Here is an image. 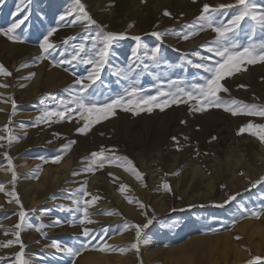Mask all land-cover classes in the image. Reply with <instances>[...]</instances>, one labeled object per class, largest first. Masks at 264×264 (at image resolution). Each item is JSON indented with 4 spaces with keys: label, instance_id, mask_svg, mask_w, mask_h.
Masks as SVG:
<instances>
[{
    "label": "rangeland",
    "instance_id": "rangeland-1",
    "mask_svg": "<svg viewBox=\"0 0 264 264\" xmlns=\"http://www.w3.org/2000/svg\"><path fill=\"white\" fill-rule=\"evenodd\" d=\"M187 1L188 5L184 6L183 0H81L86 11L97 21V25H91L87 21L69 23L75 18L76 13L72 17H66L65 21L59 20L61 15L76 7L75 0H0V30H2L0 31V64L11 73V75L0 73V85H6L5 92H9L4 93V87L0 86V116L2 112H7L6 121H0V136L9 135L7 130V133L1 134L2 128L7 125L12 135L16 137L11 144L7 139L0 141V169L8 166L10 168L13 165L15 168L19 159L22 161L29 159L45 165L61 164L65 158L71 161L64 170L66 184L60 185L54 191L35 185L37 191L34 188V196L43 199L35 209H28L24 191H21L23 189L17 182L11 183L10 177L0 178V185L3 186L0 190L3 196L1 204L15 202L18 196L19 206L22 205L26 213V225L19 230V241L22 240L15 242L14 234H11V230L6 226L10 227L13 233L17 231L15 224L20 222L18 206L0 211V240L14 239L12 244L14 246L22 243L25 248L23 250L30 259L45 263L73 264L79 256L71 257L68 253L51 246L54 242H58L62 248H79L80 255L86 252L85 257L94 261L100 260L104 255L108 256V261H100L98 264H134L121 259L126 258L129 251L122 253L119 249L127 248L128 243L135 241V224L144 225L152 219V224L144 230L142 237L146 242L153 240L154 244H163L166 241L177 242L189 236L200 237L201 242L196 244L194 250H183L178 256L182 260L174 264H248L254 256L264 257V211H260L264 208V183L253 187L255 181L264 177V160L258 155L261 151L260 147L250 141V138H259L249 133L238 134L242 126L249 122L264 123V118L232 115L224 108L212 106H207L204 111H195L200 103L181 96V100L187 101L186 103L170 104L163 110L153 107L151 112L145 108L144 111L134 113L117 108L115 115L94 124L86 134L77 131L78 128L83 127L85 121H82L75 112L70 116L65 113L64 119L52 117L51 120H37L47 111H63L61 101L68 103L69 107H74L70 103L74 93L70 90L78 89L79 85L75 81L81 76L86 77L91 65L81 64L78 60L72 61V56L75 46L82 42L88 48L91 47V39L84 38L95 37L99 30L98 26H106L104 30L107 32L126 33V36L113 44L109 63L105 65L100 80L88 89V93L94 94L97 101L102 102L106 98L122 94L129 85L142 89L146 95H155L161 87L169 91V80L181 81L180 86L186 89L193 84L203 83V78L210 74L197 65L208 63L203 58L210 55L213 56L212 62L218 58L202 45L214 41L216 33L206 28L205 31L188 40L183 39V34L189 31L187 26L200 16L205 3L216 6L221 3H234V0ZM256 2L258 6L264 7V0H256ZM93 4H98V7L95 9ZM165 11L170 15H165ZM232 14L229 11L223 17L218 16V19L226 21ZM117 17L122 21L119 22ZM21 20L24 22L13 34L20 37L19 41L4 35L13 23H19ZM175 21L177 23H174ZM54 27L57 31L49 37L50 42L55 45V48L50 50L51 56L43 60L37 59L41 55H47L42 52L39 44L43 35ZM154 32L163 33V39L154 36ZM134 36L141 37L139 49H137L138 42L132 39ZM256 36L259 39L261 34L257 32ZM65 40L68 42L64 43ZM237 41L241 44L245 42L243 33H238ZM157 45L160 46L161 51L157 59L153 60L151 51ZM32 48L39 49L37 57L24 60L12 69L10 51L14 50L17 56L22 51ZM133 49H137L138 58L132 55ZM197 52L200 53L199 56L195 55ZM61 61L63 63H58ZM41 65L44 67L38 68ZM38 69H41L39 75ZM32 73L35 75L32 76ZM37 75L41 83L35 88L34 80ZM5 76H9L8 81ZM222 83L229 89L228 93H220L222 99L264 105V63L242 65L240 72L226 77ZM228 106L235 107L231 104ZM141 107L145 106L141 105ZM165 112H176L175 115L182 113V116L186 114V118L182 117L180 123L190 129L188 131L190 137H185L183 131L175 130L174 134L170 132L173 141L165 147V157L159 160L160 166L170 169L175 165L190 167L192 163L207 170L209 175L211 172L215 173L214 168L220 161L221 175L219 172L215 173L216 178L211 183L208 180L203 183L197 178L192 180L188 177L184 182L179 183V186H175L172 175L166 172L170 191L161 188L160 184H152L150 170L158 168L159 165L146 159V166L142 167L138 159L137 141L142 140L141 137H149V144H155L156 138L162 137L165 130L158 123ZM208 112L218 114L223 119L221 125L225 128L220 134L211 132L206 137L207 140L202 142L203 132L207 127L204 116ZM14 113L21 115L14 117L12 116ZM80 140L85 141V144ZM69 141L75 143L66 150L64 145ZM216 143L219 145L216 146ZM185 147L187 152L184 151ZM154 148L157 149V143ZM170 149L177 151L170 154ZM102 150L104 157L96 158L95 170L87 171L92 163L91 153ZM5 153L11 156L12 165L8 164ZM216 154L217 161L213 159ZM229 155L235 159L234 163L227 159ZM57 156L61 157L58 163L55 162ZM110 156L113 159L109 160ZM115 157H127L133 164L128 165L126 161ZM210 158L212 159L209 160ZM236 158H241V163L240 160L238 163ZM101 159L104 160L103 167H99ZM153 164L154 166L151 167ZM252 165L256 167L255 175L251 172ZM132 166L142 173V178L138 179L130 170ZM38 167V171L30 168L28 175L23 172L24 180L33 178L35 182H39L40 177L46 175V171H44L45 167L41 168L40 165ZM93 175L96 176L98 190L85 196L84 199L92 201V197H97L87 209L88 219L94 223L81 224L82 213L76 211L75 205L81 189L73 185L81 176V179L83 177L87 179ZM124 185L127 187L121 191V186ZM10 186L16 189L18 195H8L10 191L12 192L9 190ZM230 197L235 199L230 200ZM141 203L144 205L143 208L140 206ZM109 212L112 214H107ZM254 212L260 214L254 215ZM3 226L6 228L4 229ZM85 227L91 229L92 236L95 237L90 244L89 238L82 234ZM21 235L26 236L22 238ZM146 242L141 246L145 247ZM105 243L115 246V250L101 251L100 246ZM82 244L88 246L81 247ZM15 259L13 254H8L0 258V264H16L17 259ZM161 259L155 257L140 264H164ZM133 260L135 263L139 262Z\"/></svg>",
    "mask_w": 264,
    "mask_h": 264
},
{
    "label": "snow or ice",
    "instance_id": "snow-or-ice-1",
    "mask_svg": "<svg viewBox=\"0 0 264 264\" xmlns=\"http://www.w3.org/2000/svg\"><path fill=\"white\" fill-rule=\"evenodd\" d=\"M75 5L72 10L65 12L64 15L59 17L60 21H65L66 17H72L76 13L75 18L69 23L75 24L77 21H87L91 25H97V21L94 20L91 15L86 11L85 6L81 3V0H75ZM229 11L233 14L226 21L223 19H218L219 17L225 16ZM165 15H170L167 11ZM24 21L21 20L19 23H13L10 28L4 35L8 36L9 39L20 40L19 36L13 35L15 30L20 27ZM133 25H130L132 27ZM99 30L96 33L95 37H85V40L91 39V47L88 48L85 43H80L75 46V51L72 56V61H79L81 64L91 65V70L87 72V76H81L78 80L75 81L79 85L78 89H71L70 92L74 93L70 103L74 107H69L68 103L61 101L63 105V111H47L42 114L41 117H38L37 120L45 119L51 120L52 117H57L60 119L65 118V113H68L69 116L75 112L78 113L80 119L85 121L83 127L77 129L81 134H86L90 128L101 122L104 119L109 118L110 116L115 115V109L122 108L124 111L138 113L144 111L145 108L147 111L151 112L153 107L160 108L163 110L165 107L170 104H180L186 103L187 101L181 100V96L188 97L189 100H195L200 103L199 107L195 108V111H204L207 106H212L216 108H224L225 111L231 112L232 115H248L252 117H261L264 118V105L257 104H246L242 101L231 100L227 101L221 98L220 93H228L229 89L225 87L222 81L229 76H232L234 73L240 72L242 70V65H252L257 62L264 63V7L257 5L256 0H234V3H221L216 6L205 3L203 5L202 12L196 21L191 25H188L189 31L183 34V39L188 40L194 35L199 34V32L205 31L206 28L211 29L216 33V38L210 43L202 45L205 47L209 53H213L215 59L213 61V56H208L206 59L208 63L197 65V67L204 68L205 71L210 74L206 75L203 78V83H197L191 85L189 88L181 87V81H168L169 91H165L163 87L159 88L155 95H146L143 90L129 85L128 88H125L122 94L116 95L112 98H106L104 101H97L95 95H90L88 89L92 88L98 80H100L101 73L104 70L105 65L109 63V58L111 55L110 49L113 44L116 43L119 39H122L126 36V33H114L105 31L106 26H98ZM2 31V30H0ZM57 31V28H51L48 30L46 35H43V39L39 44V47L42 49V52L47 55H41L37 59H47L48 56H51L52 49L55 48V45L50 42L49 37ZM259 32L261 37L258 39L256 34ZM238 33H243L245 42L243 44L238 43L237 35ZM154 36L158 39H163V33L154 32ZM179 35V34H178ZM132 39L136 40L137 49L140 47V36H134ZM68 40H65L64 43H67ZM99 45V46H98ZM137 49H133L132 55L137 57ZM160 46L157 45L151 51V56L153 60H156L160 54ZM195 55L199 56L200 53L197 52ZM72 61H67L71 63ZM63 63V61L58 62ZM0 73L4 75H11V73L0 64ZM120 74L119 72L117 73ZM32 76L35 74L32 73ZM87 81V82H86ZM6 87V85H0ZM195 93V95H194ZM127 97V99H126ZM229 104L234 105L235 107L228 106ZM144 105L145 107H141ZM13 108L15 109V102H13ZM9 135L7 137L0 136V140L7 139L8 143L11 144L16 137L12 135L11 129L5 126ZM249 133L253 136L259 138L261 142H264V123L254 124L252 122L247 123L239 129L238 134ZM175 139V138H174ZM75 141H69L64 148L66 150L70 149ZM7 162L9 165H12V158L7 153H5ZM92 163L86 169L87 171H94V166L97 163L96 158L104 157V151L93 152L91 153ZM109 160L113 157H108ZM121 161H126L128 165H132L133 162L128 160L127 157H115ZM61 157L57 156L55 162H60ZM104 160L101 159L99 162V167H103ZM9 170L12 171V182L16 180L15 168L12 166ZM137 178H142V173H140L134 166L130 169ZM85 186H82L78 198L75 200L76 211L82 213V218L80 223L91 224L94 221L88 219V206L90 203L95 201L97 197H92V201L85 200V196H89L90 193L86 190ZM264 183V177H261L259 180L253 183V187L257 184ZM2 185H0V190H2ZM127 186H121V191L124 190ZM163 187L167 190H171L170 186L165 183ZM10 195H16L15 190L13 189ZM235 199V197H230ZM131 202V201H130ZM16 203H20L19 197L16 196ZM227 203V201L225 202ZM141 208L144 205L141 203ZM222 206V205H221ZM71 211V209H69ZM260 211H264L262 208ZM107 214H112L111 212ZM254 215H259V212H254ZM146 215V213H145ZM20 222L15 225L17 231H15L14 236L16 238L15 242L19 241L20 229L22 226L26 225V213L23 211V206L21 205V211L19 212ZM152 219H149L148 222L144 225L135 224V241L131 243L127 248L121 247L119 251L122 253L135 250L137 253L140 251V245L143 242H146L142 237H144V230L152 224ZM30 226V225H29ZM133 227V225H129ZM127 230V229H125ZM83 236L89 238L88 243H91L92 239L95 237L92 236V230L85 227L83 230ZM14 243L13 240L7 241L6 244L2 246L8 247ZM52 247L59 249L61 252L68 253L71 257H76L80 255V249L74 247H61L58 242H54ZM87 244H82L81 247H87ZM108 249L115 250V246L103 244L100 246L101 251H106ZM16 259L18 264H27V261L24 259L23 245L21 244V251L16 254ZM248 264H264V257L254 256Z\"/></svg>",
    "mask_w": 264,
    "mask_h": 264
},
{
    "label": "bare ground",
    "instance_id": "bare-ground-1",
    "mask_svg": "<svg viewBox=\"0 0 264 264\" xmlns=\"http://www.w3.org/2000/svg\"><path fill=\"white\" fill-rule=\"evenodd\" d=\"M168 2V1H167ZM177 2V1H176ZM179 2V1H178ZM183 5L184 6H187L188 5V1L187 0H183ZM169 3V2H168ZM178 4V3H177ZM181 4V3H179ZM95 9L98 7V4H93L92 5ZM176 6V5H175ZM183 6V7H184ZM173 7V6H172ZM180 7V6H178ZM183 10V9H182ZM110 11V10H109ZM107 15V11L105 13ZM110 14V12H109ZM178 14V13H177ZM98 17V16H97ZM172 17V16H171ZM99 18V17H98ZM125 19V18H124ZM117 20L119 22L122 21L121 18L117 17ZM174 20V19H173ZM104 22V21H103ZM113 22V20H112ZM125 22V20H124ZM142 22V21H141ZM171 23V22H170ZM173 23V22H172ZM174 23H177L176 21ZM115 24V23H114ZM117 25V24H116ZM169 41V40H168ZM170 42V41H169ZM175 42V40H174ZM189 44V42H188ZM192 44V43H191ZM17 47V46H16ZM25 47V46H24ZM11 55V60H12V69L14 67H16V65H18L19 63H22L24 60H28L30 58H34V57H37L38 53H39V49L37 48H32V49H28L27 51H22L21 53H19L17 56H15V52L14 50H11L10 51ZM9 57V56H8ZM15 57V58H13ZM10 60V62H11ZM9 62V61H8ZM29 62V61H28ZM27 63V62H26ZM26 65V64H25ZM29 66V65H28ZM44 65H41V67L39 66L38 68H43ZM43 71V70H42ZM41 72V69H38L37 71V74L39 75ZM14 73V72H13ZM3 74V73H2ZM245 74V73H244ZM18 75V74H17ZM16 75V76H17ZM38 75L36 76V79L34 80L35 82V85L34 87L36 88L39 83H41V81H38ZM236 75V74H235ZM252 76V75H251ZM42 78V76H40ZM258 77V75H257ZM237 78V77H236ZM235 78V79H236ZM5 79L6 81L9 80V76H5ZM40 79V78H39ZM12 80V79H11ZM42 80V79H41ZM5 81V83H6ZM16 81V80H15ZM50 86L52 85V82L50 81L49 82ZM29 87V86H28ZM13 89V87H12ZM11 89V90H12ZM15 89V88H14ZM30 89V87H29ZM32 89V88H31ZM7 90L6 87H4V93H6L5 91ZM16 90V89H15ZM17 91V90H16ZM237 91V90H235ZM239 91V90H238ZM15 92V91H14ZM9 92H7L6 94H8ZM13 93V92H12ZM15 94V93H14ZM34 95V94H33ZM16 97V95L14 96ZM25 97V96H24ZM22 97V100L23 98ZM20 99V98H19ZM8 101V100H7ZM12 101V100H11ZM14 101V100H13ZM20 101V100H18ZM22 103V102H21ZM3 105V104H2ZM5 105V104H4ZM10 109V108H9ZM5 111V110H4ZM9 112V111H8ZM23 113V112H22ZM176 112H165L164 113V116L162 117L160 121V127H162L165 131H163V134H162V137L160 139L156 138L154 136V138H156V143H157V149L155 150V144L152 143V144H149V140L150 138L149 137H141L142 140L140 139L139 141H137V145L139 147V153H138V159L141 161V165L143 168H145V164L147 162L146 159L148 160H152V162L155 163V165H159L158 168H152L150 170V173H151V182L153 185L155 184H160L161 188H163V185L165 183H167V179H166V172H169L171 175H172V181L175 183V186H179V183H182L185 181V179H187L188 177L191 178L192 180L197 178L199 179L200 182H205L206 180H208L209 183L212 182L213 179H215L216 177L214 176L215 173L221 175V172H222V166L220 165V161H218V166H216L214 168V171L215 173L211 172L210 170V174L207 175V170L203 169L201 166H196L195 164H192L189 166H180V165H175L174 167H171L170 169H164L163 167L160 166L159 164V160L163 159L165 157V153H164V149L165 147L168 146V144H170L172 141H173V138L171 137L170 135V132H172L174 134V132H178V131H183L182 133H184L185 137H190L188 131L190 129H187L185 125H182L180 122L182 121V117L186 118V114L185 116H182V113L180 115L176 114ZM33 114V113H32ZM21 114L19 113H14L12 114V116L14 117H18L20 116ZM24 115V114H22ZM6 117H7V112L3 113L2 112V115L0 116V121L1 122H5L6 121ZM12 119V118H11ZM16 119V118H15ZM14 119V120H15ZM204 119H205V123H206V128L204 129V132H203V136H202V142H205L207 140V136L211 133V132H215L216 134H220L221 133V130L225 128V126L221 125L223 124V119L221 117H219L218 114H215L213 112H208V114L206 116H204ZM246 119V118H245ZM186 120V119H185ZM9 122V121H8ZM12 122V121H11ZM204 122V121H203ZM10 123V122H9ZM5 127V126H4ZM15 127V126H14ZM18 127H16V130H17ZM176 128V129H174ZM176 130V131H175ZM159 131V130H158ZM5 134L7 133L6 132V129L5 128H2V132L1 134ZM37 133V132H36ZM40 133V132H39ZM161 133V132H159ZM180 133V132H179ZM31 134V132H30ZM97 134V133H96ZM7 135V134H6ZM159 135V134H158ZM157 135V136H158ZM53 136V135H52ZM178 136V135H177ZM192 136V135H191ZM196 137V135H194ZM6 137V136H5ZM34 137V136H33ZM175 137V136H174ZM79 138V137H78ZM81 138V137H80ZM79 138V139H80ZM250 138V137H249ZM247 138V139H249ZM95 139V138H94ZM153 139V138H152ZM181 140V139H180ZM219 140V139H218ZM217 140V141H218ZM1 141V140H0ZM82 141V140H80ZM249 141V140H248ZM247 141V142H248ZM250 141H252L253 143H256L261 151L260 153L258 154L259 155V158L264 160V142H261L259 139H256V138H250ZM44 142V141H43ZM53 142V141H52ZM56 142V141H55ZM84 142L85 144V141H82ZM82 142H80V144H82ZM91 142V141H90ZM113 142V141H112ZM200 142V143H202ZM94 143V141L92 142ZM49 144V143H48ZM54 144V142H53ZM88 145V144H87ZM187 145V144H186ZM216 146H218L219 144L216 143L215 144ZM81 146V145H80ZM93 146V145H92ZM24 147V146H23ZM52 147V146H51ZM77 147V146H76ZM83 147V146H82ZM91 147V146H90ZM75 150V148H73ZM83 149V148H81ZM90 149V148H89ZM91 149H93L91 147ZM85 151V149H83ZM82 150V151H83ZM170 151V154L171 153H174L176 152L177 150H169ZM184 151H188L187 148L185 147L184 148ZM89 152V150H88ZM82 153V152H81ZM14 155V154H12ZM78 155V154H77ZM239 157V156H238ZM241 157V156H240ZM242 158V157H241ZM239 159V158H236V161L239 163V160H240V163L242 161V159ZM212 158H210L209 160H211ZM214 160L217 161L218 159V156L217 154L214 156L213 158ZM227 159H230L232 161V163L235 162V159L232 157V156H228ZM207 160V161H209ZM64 162L61 163V164H58V165H55L54 163L53 164H41V163H38V162H33L32 160H29V159H25V160H21L19 159L18 160V163L15 167V173H16V180L14 183L17 182V184L20 185V188L23 189L21 191H24V196H26V201H25V204L28 205V209H35L38 204H41L43 202V199H38L36 196H34V188L36 189V187L38 186L39 188L41 187H45L46 189H48L49 191H54L56 189H58L60 187V185H64V183L67 181L65 180V171L67 166H69L71 164V161L69 160V158H65V160H63ZM258 162V160L256 161ZM37 165V166H35ZM38 165H40L41 168H44V171H46V175L43 174L42 177H40V181L39 182H35L33 180V178H29L27 180H24V176H22L23 172L24 173H27L26 175H28V170L30 168H33V169H37ZM220 165V166H219ZM14 166V165H13ZM154 166L151 165V167ZM249 166V165H248ZM59 167V169H57ZM252 167V171L253 172L252 174H256V167L255 166H251ZM11 168V167H10ZM9 166L8 167H3L0 169V178L2 177H6V178H12V171L9 170L10 169ZM39 168V167H38ZM251 169V168H250ZM38 171V169L36 170ZM177 172V174H175ZM61 173V175H60ZM82 177V176H81ZM78 178L76 183H74L73 186L77 187L78 189H82V186H85V182L86 183V190L88 193L92 194L93 191H97L98 190V187H97V181H96V176H91L90 178L88 177L87 179L85 177H83L82 179ZM85 178V179H84ZM7 180V179H6ZM11 181V180H10ZM195 181V180H194ZM13 183V182H11ZM66 184V183H65ZM68 184V183H67ZM13 185V184H12ZM37 185V186H35ZM71 185V184H70ZM69 185V186H70ZM8 188V187H7ZM38 188V189H39ZM13 189L15 190V194L18 195L16 189L12 186H10V189L9 190H12ZM40 190V189H39ZM69 190V189H68ZM37 191V189H36ZM80 191V190H79ZM10 193H12L10 191ZM68 193H70L68 191ZM71 194V193H70ZM10 195V194H8ZM10 196H15V195H10ZM87 197V196H86ZM10 199V198H9ZM3 201V196L2 194H0V211L1 210H10V209H14L16 206H18V209H19V212L21 211V206H19V204L15 202H10L9 204H1V202ZM6 201V199H5ZM99 202V201H98ZM104 203V202H103ZM23 211H25V209H23ZM7 220V219H6ZM8 221V220H7ZM14 225V224H13ZM16 225V224H15ZM11 226V225H10ZM4 229L7 227L8 229L11 230V234H14L12 229L8 226H3ZM12 227V226H11ZM16 229V228H15ZM13 230H14V226H13ZM22 233V232H21ZM25 233H27L25 231ZM24 233V234H25ZM30 233V232H29ZM33 233V232H32ZM27 235V234H26ZM24 235V237L26 236ZM34 234H32L33 236ZM30 236V237H32ZM35 236V235H34ZM12 237V236H11ZM22 237V235H21ZM22 237V238H24ZM29 237V235L27 236V238ZM13 238H14V235H13ZM12 238V239H13ZM26 238V239H27ZM8 239V238H7ZM11 239V238H10ZM25 239V240H26ZM14 240V239H13ZM16 240V238H15ZM22 240V239H21ZM20 240V241H21ZM149 240V239H148ZM147 240V241H148ZM8 240L6 239H2L0 240V258H4L6 256H8V254H13L14 257H16V254L19 253L21 251V244H17V245H11V246H8V247H5V246H2L3 244H6ZM24 241V240H23ZM153 241V240H152ZM152 241H148L146 242L145 244V247L144 246H141L140 245V251L137 253L135 250H130L129 251V254L127 255L126 258H121V257H118V258H121V259H125L126 261H128V263H134V264H140V262L142 261H145V262H148L149 259L152 260V258H162L161 260H163L164 264H174L176 262H179L180 260H182V258L178 257L179 254L183 251V250H194V247L196 246V244L198 242H201L200 240V237L199 236H189V237H185V238H182L181 240L177 241V242H164L163 244H154L152 243ZM26 242V241H24ZM179 242V243H178ZM131 243H128V246L130 245ZM24 248V247H23ZM25 249V248H24ZM202 249V248H201ZM8 252V253H7ZM45 252V251H44ZM201 253V251H199ZM23 253H24V259L27 261V264H51V263H45V262H41V261H38V260H32L30 259L26 254H25V251L23 250ZM27 253V252H26ZM84 253V252H82ZM45 254V253H44ZM47 255V254H45ZM87 255V253L85 252L84 254H81L79 255L73 264H98V262L100 261H108V256H102L100 258V260H95L94 259H87L85 256ZM200 256V255H199ZM13 259V258H12ZM68 258H66L67 260ZM139 260V262L135 263V261L133 260ZM16 260V259H15ZM72 260V259H71ZM74 260V259H73ZM11 261V260H10ZM14 262V260L12 261ZM16 264H18V261H15ZM65 262V261H64ZM8 264V263H7ZM146 264V263H145ZM179 264V263H178Z\"/></svg>",
    "mask_w": 264,
    "mask_h": 264
}]
</instances>
